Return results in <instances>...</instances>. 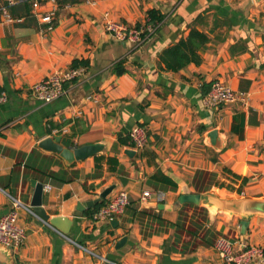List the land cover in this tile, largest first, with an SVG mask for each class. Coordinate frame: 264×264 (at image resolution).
<instances>
[{
	"label": "crops",
	"instance_id": "1",
	"mask_svg": "<svg viewBox=\"0 0 264 264\" xmlns=\"http://www.w3.org/2000/svg\"><path fill=\"white\" fill-rule=\"evenodd\" d=\"M15 1L25 0H0V98L5 97L0 102V219L19 202V225L27 234L25 243L12 251V264H225L214 246L192 251L198 239L187 233L176 242L170 224L185 205L182 196L204 194L193 185L199 172L216 176L218 185L208 192L222 198H264V0H80L65 6L40 0L39 9L33 8L34 22L8 20L4 4ZM151 11L163 20L142 47L119 41L104 28L105 13L129 28L151 26ZM51 12L57 25L44 32V17ZM194 29L210 39L200 53L202 63L167 70L161 54ZM74 60L90 63L82 67V77L68 83L60 99L37 100L33 85L71 69ZM120 62L127 72L117 76L113 69ZM216 81L248 93L249 104L206 108L204 99ZM237 112L246 114L243 139L232 133ZM136 126L148 132L146 147L120 146L119 138ZM214 130L220 132L222 150L217 140L216 146L208 142ZM51 136H61V144L72 150L87 145L102 150L69 166L38 147ZM40 167L78 171L80 177L59 185L37 179L32 168ZM158 171L178 189L154 183ZM32 179L52 187L44 191L43 208L50 218L72 221L67 237L33 212ZM111 186H116L114 194H129L130 205L118 224L75 215L79 204L97 199ZM146 190L165 198L142 202ZM204 208V230L230 240L236 252L253 245L264 250V217L250 219L243 233L240 216Z\"/></svg>",
	"mask_w": 264,
	"mask_h": 264
},
{
	"label": "built area",
	"instance_id": "2",
	"mask_svg": "<svg viewBox=\"0 0 264 264\" xmlns=\"http://www.w3.org/2000/svg\"><path fill=\"white\" fill-rule=\"evenodd\" d=\"M34 10L40 7V0H32ZM15 4V2H11ZM9 21L11 17L6 9H3ZM55 12H51L44 17V22L47 24L44 32H52L55 28ZM104 28L106 32L112 35L119 41L131 43L135 48L145 45L149 36L155 30L154 27L148 25H140L134 27H127L126 25L114 20L110 13H105L103 18ZM83 68L68 69L62 72H56L49 75L47 78L36 83L32 87V93L35 98L44 103H52L60 99L65 94V86L68 83L74 82L82 77L84 74ZM211 90L204 99L206 108H218L221 105L238 103L241 106L249 104V94L246 92H236L228 84L223 81H216L211 85ZM5 97L0 98L3 102ZM88 100L99 103L97 96H90ZM133 143V148L136 151L143 150L148 142V132L146 128L136 126L129 134ZM50 185L45 186V191H50ZM155 196L159 201L164 200L165 194L161 192L153 193L146 190L142 194L141 201L146 202L148 199ZM130 205L129 194L125 190L117 193H112L105 206H103L93 217V221L112 224L119 216L123 215ZM22 205L19 202L14 203V208L7 215L0 219V247L10 249L11 251L19 249L26 241V231L19 225L18 209ZM218 256L225 264H255L263 257V249L253 245L245 250L236 252L234 244L226 239L220 237L214 245Z\"/></svg>",
	"mask_w": 264,
	"mask_h": 264
},
{
	"label": "trees",
	"instance_id": "3",
	"mask_svg": "<svg viewBox=\"0 0 264 264\" xmlns=\"http://www.w3.org/2000/svg\"><path fill=\"white\" fill-rule=\"evenodd\" d=\"M79 1L80 0H58V3L60 6H65L75 5L79 3ZM4 8L7 10L10 17L15 21H35V16L33 14V1L31 0H25L14 5L10 3H5ZM148 17L150 19L149 24L154 28H156L159 23H161L163 20V16L158 14L157 11L149 12ZM19 25L21 24H18V26ZM56 25L57 23L54 21V26L56 27ZM209 40L210 39L207 37V35L194 29L190 32L188 38L181 39L176 45L164 50L161 54V60L165 64L166 69L173 72L180 71L192 63L200 65L203 61V58L200 53L206 50ZM89 66L90 63L86 60H74L72 63V68L74 69L82 67L88 68ZM113 72L117 76L124 75L127 72L125 68V63H118L114 67ZM1 94L2 90L0 89V95ZM245 127L246 114L244 112H237L233 118L232 133L234 135H237L240 139H243L245 134ZM118 144L120 146L123 145L133 147V143L129 136L125 138L120 137ZM67 145L74 146V144L72 143H67ZM27 168L30 169L29 166H26V169ZM32 170L34 171L35 177L37 179L44 180L45 178H48L59 185L71 183L76 179H79L80 177V173L78 171L69 172L65 169H61L58 172L51 171L50 169L45 170L43 169V167L32 168ZM235 178L241 179L240 176H235ZM241 180H243L244 185L248 182V180L245 178ZM152 181H154V183L156 184L161 185L164 188L170 189L171 191H176L178 189V185L172 179L165 176L161 171H158L152 177ZM193 185L198 193H205L210 191L214 186L218 185V183L214 174L199 172L193 181ZM238 193L242 194V190H238ZM106 203L107 199L103 200L95 208L85 212L84 215L90 219H93L94 215L103 206H105ZM146 214L147 212H142V215ZM188 222L189 227H187ZM206 223H208V211L206 208L196 206L194 204H185L179 210L178 221L175 224H170V226L176 230V242H179L181 240V237L184 233H187L193 239H198V241L194 243V248L192 249V251H195L199 246H214L218 238L217 233L208 229L204 230V226ZM203 230L204 233L202 235L201 233Z\"/></svg>",
	"mask_w": 264,
	"mask_h": 264
},
{
	"label": "water",
	"instance_id": "4",
	"mask_svg": "<svg viewBox=\"0 0 264 264\" xmlns=\"http://www.w3.org/2000/svg\"><path fill=\"white\" fill-rule=\"evenodd\" d=\"M257 1L260 2L262 0ZM220 136V132L218 130H214L208 134L207 138L209 144L212 146L220 145L217 149L222 150L223 143H221ZM61 141V136H51L42 140L38 147L44 152L60 156L69 166L73 165L75 162L93 157L102 150L100 145H87L72 150L64 147L61 144ZM126 153L133 155L136 152L127 150ZM30 182L35 189L33 200L30 204L33 212L40 216L42 220L48 223L54 230L61 233L64 237H67L70 233L72 221L66 217L60 216L50 218L43 208V196L45 191L44 184L33 179L30 180ZM115 188L116 186H111L105 189L97 199L79 204L75 215L80 217L88 210L95 208L103 200L108 199ZM180 204H194L196 206L210 208L214 211L227 212L232 215L240 216L242 218L243 233L246 232L250 219L257 216L264 217V198H251L242 196L235 199H225L212 192H208L204 194L182 196L180 198ZM115 224H118V220L112 222V225ZM126 241L127 238L122 239L118 243L117 248H121ZM0 264H12V251L10 249L0 247ZM255 264H264V258L258 260Z\"/></svg>",
	"mask_w": 264,
	"mask_h": 264
}]
</instances>
